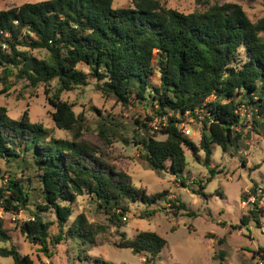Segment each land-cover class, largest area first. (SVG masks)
Masks as SVG:
<instances>
[{"label":"trees","instance_id":"1","mask_svg":"<svg viewBox=\"0 0 264 264\" xmlns=\"http://www.w3.org/2000/svg\"><path fill=\"white\" fill-rule=\"evenodd\" d=\"M112 3L43 0L0 10V94L16 84L34 90L53 83V90H46L52 120L73 138L56 139L26 113L13 119L0 106V210L25 212L16 231L47 257L49 246L63 239L94 244L97 235L111 228L119 232L130 203L148 208L164 202L176 211L187 210L179 197L172 200L166 191L146 195L110 167L99 148L80 139L83 119L60 94L87 85L88 77L98 82L102 95L122 106L143 104L160 119L161 140L143 124L141 132L132 129L131 139L120 138L137 147L151 171L174 176L184 188L185 150L196 161L202 152L208 166L210 144L228 152L239 149L247 134L264 139V16L251 21L231 2L189 13L159 0H130L120 8ZM188 117L200 124L198 144L181 130ZM109 123L97 131L105 144L122 128L121 123ZM211 178L193 181L198 188L191 192L206 197L203 191ZM258 189L261 195L239 221L243 226L250 220L257 224L264 216L258 205L264 189L251 182L249 194L256 195ZM80 196L94 201V212L104 222H90L80 214L68 224L72 204ZM0 243H9L0 247V257H10L13 264H33L12 243V231L1 218ZM116 247L142 256L143 264H157L167 241L155 232L140 231L132 239L123 237Z\"/></svg>","mask_w":264,"mask_h":264},{"label":"rangeland","instance_id":"2","mask_svg":"<svg viewBox=\"0 0 264 264\" xmlns=\"http://www.w3.org/2000/svg\"><path fill=\"white\" fill-rule=\"evenodd\" d=\"M39 1L43 0H0V10ZM159 1L166 7L183 13L204 10L214 3L231 2L240 5L251 21L264 16V0ZM129 4L130 0H113L112 6L120 8ZM80 68L87 72L84 67ZM152 82L157 83V78H153ZM53 85V83L49 86L40 85L31 90L16 84L0 94V106L4 107L7 115L13 119H18L26 113L31 122L42 124L50 130L54 138L71 141L73 140L71 133L57 129L52 120L53 107L48 102L50 93L46 90L52 91ZM97 86L98 82L88 77L87 85L60 94V99L72 105L75 115L83 119L84 129L80 139L99 148L103 160L116 172L120 171L127 175L131 184L146 195L166 191L172 200L179 197L187 210L176 211L164 202L148 208L130 203L123 218L124 226L119 232L111 228L105 235H97L94 244H81L78 240L65 237L66 239L61 240L59 244L49 246L48 252H51V255L48 257L40 252L37 245L28 243L16 231V224L26 218L25 212L11 215L0 210L3 225L12 231V243L18 248L19 253L22 256L27 255L33 264H101L97 261H102L103 264H143L142 256L116 246L121 243L123 237L132 239L137 232L151 231L167 241V247L158 255L157 264H190V261L201 264H251L255 262V258H263V251L258 255L252 253L257 248L264 250V216L259 218L257 224L250 220L243 226L239 221L252 208L249 194L251 182H256L264 189V139L253 133L247 134L248 139L239 149L228 152H223L216 144H210L211 156L208 166L204 165L202 152L198 154L200 161H196L190 152L185 150L187 166L183 175L187 188H184L174 176L165 172L157 175L151 171L141 158L137 147L122 141L123 138L133 137L132 129L143 131L141 124L146 126L150 134L156 135L155 139H163L164 137L158 133L160 119L143 104L122 106L112 97L102 95ZM240 115H245L244 111H241ZM248 118L247 114L246 119ZM109 121L121 123L122 128H119L116 136L112 138V143L105 144L97 131L101 124L110 126ZM182 127L190 131L186 135L187 138L198 144L199 122L188 117ZM247 131L245 128L243 133L246 134ZM210 170H213L212 174ZM211 175L212 178L203 191L206 197L194 195L191 189H197L198 186L193 184V181L198 179L205 181ZM1 183L0 180V185ZM258 205L264 211V197ZM94 207V201L89 197H77L72 204L73 212L68 224L80 214L90 222H94L93 220L98 223L104 222L103 217L94 212ZM154 209L157 211L150 214ZM189 213L194 215L189 216ZM48 219L52 221V216ZM50 231L52 234L56 233L55 225L50 227ZM209 238L213 240L215 258L207 247ZM221 239L222 242L218 243ZM8 246L9 243H0V247ZM220 252L223 253L224 261L219 259ZM0 264L13 262L10 257H0Z\"/></svg>","mask_w":264,"mask_h":264},{"label":"built area","instance_id":"3","mask_svg":"<svg viewBox=\"0 0 264 264\" xmlns=\"http://www.w3.org/2000/svg\"><path fill=\"white\" fill-rule=\"evenodd\" d=\"M182 125H183V124H182ZM182 125H180L182 132H183L185 135H188L190 131H189L187 128L182 127ZM259 194H261V190H260V189H258V190L256 191V195H250V196H251L250 199L252 200V202L254 201L255 196H257V195H259ZM255 259H256L255 262L252 263V264H264V257L261 258V259H260V258H255Z\"/></svg>","mask_w":264,"mask_h":264},{"label":"crops","instance_id":"4","mask_svg":"<svg viewBox=\"0 0 264 264\" xmlns=\"http://www.w3.org/2000/svg\"><path fill=\"white\" fill-rule=\"evenodd\" d=\"M209 240H210V242L207 244V247H208V248L211 250V252L213 253V258H214V252H213L214 249H213V242H212L213 240L210 239V238H209ZM210 244H211V245H210ZM209 246H210V247H209ZM258 249H260V248H257V250H258ZM261 250H262V249H261ZM262 251L264 252V250H262ZM262 251H261V252H262ZM224 260H225V259L223 258V261H224ZM189 263H190V264H201L200 262L193 263L192 261H190ZM251 264H252V263H251Z\"/></svg>","mask_w":264,"mask_h":264}]
</instances>
